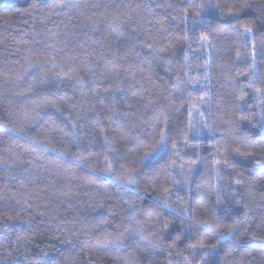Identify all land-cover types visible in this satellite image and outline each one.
<instances>
[{
  "label": "trees",
  "instance_id": "obj_1",
  "mask_svg": "<svg viewBox=\"0 0 264 264\" xmlns=\"http://www.w3.org/2000/svg\"><path fill=\"white\" fill-rule=\"evenodd\" d=\"M0 264H264V0H0Z\"/></svg>",
  "mask_w": 264,
  "mask_h": 264
},
{
  "label": "snow or ice",
  "instance_id": "obj_2",
  "mask_svg": "<svg viewBox=\"0 0 264 264\" xmlns=\"http://www.w3.org/2000/svg\"><path fill=\"white\" fill-rule=\"evenodd\" d=\"M249 31H250V29H249Z\"/></svg>",
  "mask_w": 264,
  "mask_h": 264
}]
</instances>
